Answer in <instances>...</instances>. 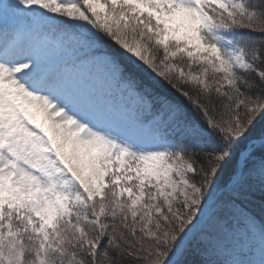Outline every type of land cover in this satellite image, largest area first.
I'll use <instances>...</instances> for the list:
<instances>
[{
  "label": "snow or ice",
  "instance_id": "1",
  "mask_svg": "<svg viewBox=\"0 0 264 264\" xmlns=\"http://www.w3.org/2000/svg\"><path fill=\"white\" fill-rule=\"evenodd\" d=\"M256 246L264 0H0V264Z\"/></svg>",
  "mask_w": 264,
  "mask_h": 264
},
{
  "label": "rangeland",
  "instance_id": "2",
  "mask_svg": "<svg viewBox=\"0 0 264 264\" xmlns=\"http://www.w3.org/2000/svg\"><path fill=\"white\" fill-rule=\"evenodd\" d=\"M54 62H55V58H54ZM260 257H261V254H260V250H259L258 246H256L254 248V253H252V254L245 255V254L241 253V254H238V256H237V258L243 259L245 261H253L254 264H258V261L260 260ZM220 258L224 259V260L229 259L228 256H221Z\"/></svg>",
  "mask_w": 264,
  "mask_h": 264
},
{
  "label": "trees",
  "instance_id": "3",
  "mask_svg": "<svg viewBox=\"0 0 264 264\" xmlns=\"http://www.w3.org/2000/svg\"><path fill=\"white\" fill-rule=\"evenodd\" d=\"M255 210H256V212H257V213H259V212H260V209H259L258 207H257Z\"/></svg>",
  "mask_w": 264,
  "mask_h": 264
}]
</instances>
